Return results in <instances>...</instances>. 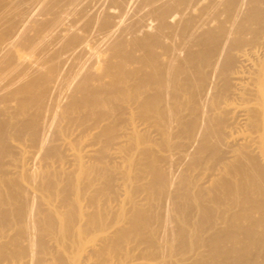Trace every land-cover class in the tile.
Wrapping results in <instances>:
<instances>
[{
    "label": "bare ground",
    "instance_id": "1",
    "mask_svg": "<svg viewBox=\"0 0 264 264\" xmlns=\"http://www.w3.org/2000/svg\"><path fill=\"white\" fill-rule=\"evenodd\" d=\"M0 264H264V0H0Z\"/></svg>",
    "mask_w": 264,
    "mask_h": 264
}]
</instances>
